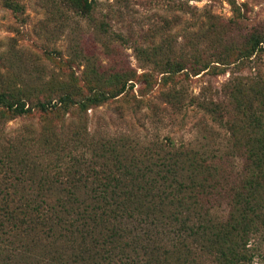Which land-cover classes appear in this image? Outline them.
I'll use <instances>...</instances> for the list:
<instances>
[{"label":"trees","instance_id":"obj_1","mask_svg":"<svg viewBox=\"0 0 264 264\" xmlns=\"http://www.w3.org/2000/svg\"><path fill=\"white\" fill-rule=\"evenodd\" d=\"M255 52L264 53V37L242 57ZM184 70L175 63L166 74ZM225 87L223 99L199 103L223 136L203 127L191 141L143 142L56 125L26 127L14 145L0 135V264H251L264 243V81ZM123 90L83 98L81 119ZM63 104L68 95L34 106ZM1 110L14 119L33 105L2 92ZM220 199L224 216L212 213Z\"/></svg>","mask_w":264,"mask_h":264},{"label":"rangeland","instance_id":"obj_2","mask_svg":"<svg viewBox=\"0 0 264 264\" xmlns=\"http://www.w3.org/2000/svg\"><path fill=\"white\" fill-rule=\"evenodd\" d=\"M88 1L94 9L84 14L81 0H0V93L33 105L30 115L14 119L0 111L5 145H14L26 127L54 125L143 142H187L203 127L223 136L200 99H223L233 79L264 81V53L242 57L256 37H264V0ZM175 63L184 72L167 75ZM123 85L120 95L81 119L77 104L83 98ZM65 95L71 105L58 110L40 113L34 106ZM6 162L0 156V164ZM224 170L229 176L235 168ZM216 202L212 213L224 216V200ZM251 264H264V243Z\"/></svg>","mask_w":264,"mask_h":264}]
</instances>
